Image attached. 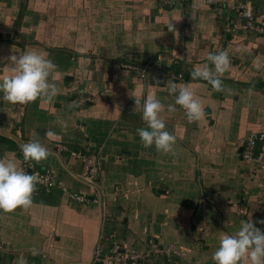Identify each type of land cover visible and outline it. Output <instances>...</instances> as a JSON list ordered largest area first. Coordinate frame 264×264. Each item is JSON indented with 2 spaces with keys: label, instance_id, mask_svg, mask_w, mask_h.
<instances>
[{
  "label": "crops",
  "instance_id": "0c3cea01",
  "mask_svg": "<svg viewBox=\"0 0 264 264\" xmlns=\"http://www.w3.org/2000/svg\"><path fill=\"white\" fill-rule=\"evenodd\" d=\"M235 2L253 8L262 31L244 29ZM26 50L53 60L59 94L52 104L11 105L0 93V159L28 172L21 145L38 139L50 154L31 166L49 170L62 188L36 185L30 208L0 212V264H91L110 236L140 252L148 241L172 247L167 260L145 264H213L220 238L242 220L264 231V174L241 158L248 139L264 134V0H0V77L11 74L7 58ZM220 51L231 61L224 92L190 76ZM146 61L154 67L143 82L122 67ZM169 81L187 84L205 111L198 122L178 106L161 113L176 156L142 147L137 130L146 125L134 111L141 93H154L165 108L174 103ZM61 146L99 153L100 191L79 179L78 160L52 150ZM71 194L103 203L81 204Z\"/></svg>",
  "mask_w": 264,
  "mask_h": 264
},
{
  "label": "clouds",
  "instance_id": "9594fccd",
  "mask_svg": "<svg viewBox=\"0 0 264 264\" xmlns=\"http://www.w3.org/2000/svg\"><path fill=\"white\" fill-rule=\"evenodd\" d=\"M169 31H174L170 24ZM10 75L0 77V93L2 99L11 105H27L36 101L52 104L59 94L52 74L56 64L51 59L41 56L34 50H26L10 55L8 58ZM208 63L194 69L192 80H202L216 92H224L223 74L229 69L231 61L225 51L209 53ZM156 81L154 86L159 85ZM167 91L174 97V103L167 108L153 93L144 96L141 93L135 100L134 111L141 113V120L146 127L139 128L137 135L143 148H153L156 152L176 156V136L166 130V122L161 113H176L177 106L183 110L189 122H198L205 116L200 100L187 84L177 87L169 81ZM231 91V89H227ZM57 123L66 133L68 124L59 119ZM48 138L57 137V133L48 130ZM22 161L31 165L47 160L49 150L38 139L30 140L21 145ZM38 174L26 172L18 168L12 160L0 159V212L10 213L18 208L27 209L33 204V193L39 183ZM264 224V220L259 221ZM213 264H264V231L255 226L251 218L242 220L235 234H224L217 249L211 257Z\"/></svg>",
  "mask_w": 264,
  "mask_h": 264
},
{
  "label": "built area",
  "instance_id": "2783aa9c",
  "mask_svg": "<svg viewBox=\"0 0 264 264\" xmlns=\"http://www.w3.org/2000/svg\"><path fill=\"white\" fill-rule=\"evenodd\" d=\"M188 0H161V3L164 6H172L176 4H184ZM206 5H217L222 6L228 2V0H202ZM231 9L234 10L237 16L241 19L243 27L246 30L253 32L262 31V25L257 21V17L254 13L253 8L247 3L235 2ZM123 69L133 72L137 75L139 81L143 82L146 80L148 72L154 67L152 61H146L142 63H127L122 66ZM167 75L172 80L183 81L184 77L180 73H175L172 70L167 72ZM189 122V121H188ZM264 134L260 133L255 137L248 139L245 147L242 150L241 158L243 161L255 164L258 166L261 173L264 174V160L262 159V152H264L263 147ZM258 148V150H257ZM59 155H64L68 159L78 160L82 167L83 171L80 176V180L84 183L100 191V179L103 173V163L102 159L98 152H90L88 150H72L66 146H61L56 149H52ZM258 152L259 155L255 156V152ZM260 156V157H259ZM28 172L38 174L40 180L37 186L43 189H52V188H62V186L55 181L53 174L47 169H38L28 164ZM71 198L81 204H102L103 201L101 198L95 197L88 199L83 195L71 194ZM113 236H110L109 242L110 245L106 249L101 246H96L93 252L91 264H145L147 259L152 256H162L166 260L173 253L172 247L168 246L166 248L158 246L152 241H148L145 251H136L129 250L116 242H113ZM2 248L0 243V249Z\"/></svg>",
  "mask_w": 264,
  "mask_h": 264
}]
</instances>
